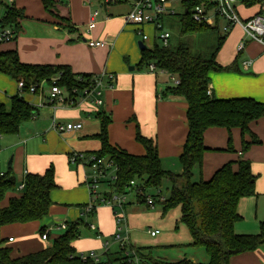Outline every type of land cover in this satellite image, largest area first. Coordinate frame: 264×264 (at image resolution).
Wrapping results in <instances>:
<instances>
[{
	"label": "crops",
	"instance_id": "obj_1",
	"mask_svg": "<svg viewBox=\"0 0 264 264\" xmlns=\"http://www.w3.org/2000/svg\"><path fill=\"white\" fill-rule=\"evenodd\" d=\"M54 1L56 2V15L68 18L73 26L72 30L59 25L60 20L56 16L52 17L48 14L40 0H13L14 7L23 11L22 19L34 18L39 21L38 27L35 34L28 37L19 38L16 35L13 41L4 43L6 45H2L3 48H0V51L15 50L19 60L23 63L67 65L76 74L95 75L105 72L112 74L113 77L102 88V104L99 107L89 108L86 105H80V109L84 112V118H82L79 111L63 109L60 106L62 104L46 100L44 91L38 94L18 90L17 81L8 74L0 72V102L5 107H9V99L13 95L22 96L37 107L36 115L26 121V124L23 122L25 125L22 123L18 133L14 134L19 137L18 141L22 137L21 146L17 144L15 137H9L11 135L0 136V154L7 153L6 156H8L11 153V166H7L11 168L12 173V169L20 171L23 164L21 172L23 178L26 173H43L52 164L56 187L50 192L52 205L48 215L59 211L62 219L68 222V220L76 221L80 218L81 208L89 198L84 182L85 168L82 166L83 169L79 172V165L72 164L74 166L72 169L68 157L71 152H93L99 149V141L91 137L99 131V120L94 116L97 110H102L111 117L107 127L110 144L119 146L131 154H143L144 152L132 145L130 141L131 137L135 138L136 129H138L141 135L155 141L162 167L170 170L169 167L173 166L174 173H180L181 167L177 157L181 153L187 134L185 116L187 104L181 96L171 94L165 97L161 96L165 88L171 86L165 73L160 70L150 72L147 66L140 67L141 50L138 47V41L141 40L137 29L141 28L150 37L148 41L151 44L156 42L153 40V29L150 25L137 26L125 20L124 16L131 9L130 0L103 7L104 12L101 17H99L98 11L95 27L92 30L82 31L78 24L87 23L90 13L100 6V0ZM171 1L176 11L177 6L181 3ZM123 4H127L126 7L119 9L118 6ZM241 8L242 11L240 8L236 9L243 19L254 15L258 10L257 6L245 8L241 5ZM22 19L19 20V24ZM243 35L244 32L240 25H235L227 33L224 43L216 55V60L223 66L231 65L234 60L236 63L233 69L209 73L211 96L217 99L251 97L264 102V43L247 40L238 54L237 45L243 39ZM89 39H103L108 42L102 46L89 47L86 43ZM144 45L148 47L145 42ZM245 61L249 62L247 66H244ZM130 65L133 66L132 70L129 69ZM53 117L57 122H80L82 126L77 133L65 135L64 137L68 136L69 140L63 141L58 137L61 134L54 133L52 130ZM126 118L128 137L125 140H120L114 129L110 128L111 123L117 119L124 121ZM26 129L28 131H25ZM249 129L260 142L251 145L243 154L240 153L241 133L238 128H232L230 132L233 151L226 150L229 133L225 128L209 127L205 129L203 143L208 150L203 155L201 169L194 171L197 177L207 180L224 163L242 157L250 162L252 173L256 175L257 179L254 164L258 163L264 167V118L251 122ZM29 131H31L30 134ZM245 139H249V137L245 135ZM2 172L5 171H0V173ZM84 190L86 191L85 195L83 194ZM256 194H258L257 190ZM9 196L13 195H6L1 202L2 206L7 204ZM243 200L244 198H241L237 205L242 220L244 219ZM103 206L108 209L104 210H107L113 227H108L105 218L100 214L98 222L96 220L94 225L101 233L102 238L85 237L87 244L84 249H95L98 253L102 251V240L110 238L115 230L111 210L107 205ZM242 220L235 223L234 230H238L237 233L245 234L251 232V229H247L243 225ZM27 225H29L27 230L36 228L38 225L37 232L41 226L38 221L6 225L1 228V237L6 238V244L9 245L15 241L13 232ZM9 237L13 238L12 241H8ZM49 238H51V233H49ZM50 242L43 241L45 246L42 247L49 246ZM74 247L77 250L75 242ZM38 249L40 247L29 248L16 256ZM12 257L14 256L12 255ZM229 264H264V244L254 250L231 257Z\"/></svg>",
	"mask_w": 264,
	"mask_h": 264
},
{
	"label": "trees",
	"instance_id": "obj_2",
	"mask_svg": "<svg viewBox=\"0 0 264 264\" xmlns=\"http://www.w3.org/2000/svg\"><path fill=\"white\" fill-rule=\"evenodd\" d=\"M45 11L52 12L54 0H40ZM127 0H107L101 7L122 3ZM213 0H187L181 2L182 11L178 13L181 35H192L209 30H217L218 24L210 26L196 23L190 18V8L193 5ZM245 8L258 7L254 15L264 14V0H241ZM3 7L4 23L19 28V20L24 17L23 11L0 0ZM237 10V9H236ZM176 13H169L167 16ZM253 16V15H252ZM60 24L68 30L73 26L66 17L56 15ZM251 17V16H250ZM248 17L244 18L247 19ZM227 34L217 38L216 46L210 55L193 53L189 44L180 40L174 45L168 43L162 46L154 43L151 47L142 49L139 61L140 67L153 64L156 69H162L178 77L177 85L167 86L162 97L169 94L181 96L186 104L187 134L182 150L177 157L181 167L180 173H174L162 167L157 154L155 141L144 137L136 129L135 140L139 142L144 153L131 154L119 146L110 144L107 127L111 117L102 110H97L94 116L99 120V131L92 138L100 143L98 150L85 152L97 157H106L116 166V180L113 186L122 190L128 181L136 179L144 183L146 188L160 189L164 180H169L171 188L162 205V213L178 207L179 220L183 222L191 237V245L204 249L207 262H191L187 264H229L230 258L258 248L264 244V221L259 222L258 232L255 234L237 233L234 225L241 220L237 205L241 198L256 194V175L252 173L250 162L242 157L228 161L214 171L207 180L198 178L190 181L194 169H201L204 153L208 150L203 143V132L209 127H223L229 133L227 151H233L232 128H238L241 133V150L243 154L251 145L260 140L249 129V124L264 118V102L251 97L228 99L213 98L207 93L209 73L211 71H225L233 69L236 60L231 65L223 66L216 60ZM241 51H238V54ZM0 72L8 74L16 81L24 82L23 92H39L40 84L51 77L58 76V85L71 89L82 83L89 82L92 74L73 73L67 65L29 64L19 60L15 50L0 51ZM34 86L32 90L31 87ZM46 86L43 84V87ZM81 87V86H79ZM9 107L0 102V136L18 133L23 122L29 121L36 115L37 107L22 96L10 97ZM245 135L249 139H245ZM24 187L18 195L9 196L7 204L1 205L8 192L16 187L14 175L8 167L0 173V231L3 226L10 224H24L32 221L41 222L49 214L52 201L50 192L56 187L54 168L50 164L43 173H26L23 179ZM161 190V189H160ZM82 223L68 221L66 229L53 237L50 245L36 251L12 257L11 246L0 234V264H93L89 260L79 259L75 253L74 242L78 239L77 226ZM87 227V223H84ZM41 225L38 233L44 231ZM139 253L144 249L136 248ZM150 252V251H148ZM149 262L151 257L143 255ZM156 263V262H154ZM171 264V263H163ZM176 264V263H172Z\"/></svg>",
	"mask_w": 264,
	"mask_h": 264
},
{
	"label": "built area",
	"instance_id": "obj_3",
	"mask_svg": "<svg viewBox=\"0 0 264 264\" xmlns=\"http://www.w3.org/2000/svg\"><path fill=\"white\" fill-rule=\"evenodd\" d=\"M7 4H12L13 0H2ZM107 0H102L106 2ZM187 0H174V3H181ZM236 0H213L212 4L208 1L191 6L190 18L196 23H204L210 26H214L216 23L218 27L220 25L221 31L226 34L235 25H240L245 33L247 40H255L264 43V14L253 15L247 19H241L236 8ZM171 0H130L131 9L124 16L128 23L133 25L142 26L150 25L152 29L157 33L155 39L158 38L159 45L167 46L170 37V33L167 30H163V19L169 13H175V9L172 6ZM0 7H2L0 5ZM3 9V8H2ZM3 13V12H2ZM0 14V44L8 43L14 40L17 29L12 25L4 23L3 14ZM98 9L93 10L90 13L89 19L86 23L88 30H92L96 25V16ZM137 33L140 35V40L144 43L149 40V36L143 32L141 28L137 29ZM108 41L106 40H92L86 41L89 47L102 46ZM246 42V41H245ZM245 42L241 40L237 45V51H241L245 45ZM249 62L245 61L244 66H247ZM147 69L150 72L160 70V72L167 74L172 85H177L179 79L176 75L166 72L162 69H156L153 64H148ZM112 74L101 72L92 75V79L85 84L82 83L81 87L74 86L71 89H67L65 86L58 85V76L51 77V83L48 86L49 90L45 96L46 100L59 104H66L67 106H80L86 105L89 108H97L102 104L101 93L102 88L106 85L107 81L112 79ZM44 83L40 84L38 94L44 91ZM108 84V83H107ZM17 88L23 91L24 82L22 79L17 80ZM34 89V86L31 87ZM211 90L208 86L207 93L210 94ZM33 93V92H30ZM80 122H57L54 117L51 121V127L58 133L64 131L78 130L81 128ZM68 161L73 165H82L85 168L84 182L88 189L89 198L87 203L81 208V215L93 214L96 206L99 204L107 205L111 210V215L115 223V230L112 236L108 239L102 240V251L98 253L95 249H88L78 251L76 254L79 259L83 261L89 260L93 264H150V262L143 256L144 252L139 253L136 248L128 244L129 230L126 220V207L128 204L127 196L133 194L136 199V203H144L146 207L154 208L156 203H162L165 197L160 189H155L153 195L147 194L148 188L144 187L143 182H139L136 179L128 181V184L122 190H116L113 186L116 180V166L106 157H97L92 153L85 152H71ZM99 182L106 183L107 190L97 191ZM24 187V182L19 183L17 189L21 190ZM67 222L62 220L58 222L56 227L58 229H66ZM89 230H94V236L101 239V233L96 229L93 223H88ZM51 228H44V231L40 234V238L45 242H50L49 233ZM157 229L148 228L147 234L151 237L156 236ZM12 237L8 238V241H12ZM117 245V250L111 251V245ZM129 248V249H128Z\"/></svg>",
	"mask_w": 264,
	"mask_h": 264
},
{
	"label": "rangeland",
	"instance_id": "obj_4",
	"mask_svg": "<svg viewBox=\"0 0 264 264\" xmlns=\"http://www.w3.org/2000/svg\"><path fill=\"white\" fill-rule=\"evenodd\" d=\"M240 1L241 0H236L235 8H240L242 11ZM126 5L127 4L119 5L118 8L119 9L125 8ZM2 8L3 7H0V14L2 13ZM96 9H98L100 13L99 17H101L103 15L104 8L101 6H97ZM181 11H182V7L179 4L175 12L176 14L165 16L163 19V25H164L163 30L164 31L167 30L170 33V37L168 39L169 44L174 45L180 40H182L189 44V47H190L189 49L191 50V52L200 53L202 55H207V56L210 55L216 46L217 38L219 36L224 35V33L221 31L220 25L217 30H209L205 32H199V33H195L192 35L183 36L180 34L179 16H178V13H180ZM48 14H50L52 17L56 16V3H54V6L52 7V12ZM240 18L243 19L241 16ZM38 23L39 21L34 18L22 19L20 21V29H17V32H16L17 37L19 38L26 37V36L28 37L30 35L35 34V31L37 30V27H38ZM78 26L81 31L85 29L87 30L86 23L85 24L80 23L78 24ZM21 31L23 32V35ZM87 33L90 34V32H87ZM158 34H159L158 31L156 33L153 30V40L157 44L160 43L158 38L155 39V36H158ZM151 35H152V32H151ZM241 40H243L244 42L247 41V37L245 33L243 35V39ZM6 44L1 43L0 48H3L2 45H6ZM145 44L148 47H151V45H153V43L151 44L149 41H145ZM51 81H52L51 79L44 81V84L46 85L44 86V93H43L44 95L47 94L49 90L48 86L50 85ZM170 84L172 85V83ZM60 106L63 109L77 110L80 112L79 114L82 116V118H84L83 116L84 112L82 109H80V106L68 107L66 104L60 105ZM42 107L43 106L41 105V108ZM126 121H127V118L124 121L117 119V120H114L113 123H111L112 126L110 128L114 129L115 134L118 136V139L120 140H125L126 137H128L127 132H126V129H127L126 126L128 124ZM62 122H66V121H62ZM24 123L26 124L27 122H24ZM24 123L23 125H25ZM79 130L80 129L64 131L63 133H59L61 135H58V134L57 135L58 137L61 138V140L65 141L66 139L69 140L67 138L68 136H66V138L64 137L65 135H67L68 133H69L68 135H72L74 133H77ZM25 131H28V130L26 129ZM53 131L54 133H57L55 132V130ZM30 133L31 131H29V134ZM9 137H15L17 144L22 143V141H20L22 137L19 139V141H18L19 137L17 135H11ZM130 141L132 145H135L136 147H138V149L141 152H144L142 145L139 142H137L135 138L131 137ZM6 154L7 153H4L3 155L0 154V156L2 155V158H3L2 159L0 157V171H6L8 168L7 163H8L9 158L11 157V153H9L10 155L8 156H6ZM70 165L72 169H74V166L72 164ZM22 166L23 164L21 165L20 171H15L14 169H12L16 187L12 191L8 192L7 196L8 195H18L21 192V190H18L17 187L19 183H21V181H23L24 179L21 173ZM177 167H178V164H177ZM254 167H255V170H254L255 173H257L256 190L258 194L246 196L244 197V200H243L244 210L242 211V213L244 215V219L242 220V217H241V220L243 221V225L247 229L252 230L251 232H247L246 234L257 233L258 227H259V220H264V167L259 165L258 163H255ZM169 168L171 171L175 172L174 171L175 168L173 166ZM81 169H83V167L82 165H79L78 171L80 172ZM195 170L196 169L193 170V175L190 178L191 182L198 180L196 172L194 173ZM171 186L172 185L169 182V180H164V182L162 183V186L160 187L164 197L168 196ZM107 188L108 187L106 183L99 182V185L97 186V191H104V190H107ZM154 192H155L154 188H148L146 190L147 194L153 195ZM85 193L86 191L84 190L83 194L85 195ZM127 198H128V201H127L128 204L126 207L125 214H126V220H127L128 230H129L128 244L132 245L134 248L144 249L143 252L145 255L149 253L151 257L150 264H163V263L187 264L184 262V260L196 262V263L197 262H207L208 257L204 249L200 246H193L190 244L191 237L188 233L186 225L179 220L180 210L178 207L173 208L163 214L161 203H156L154 208H149V207H146V205L143 202L136 203V199L133 196V194H129ZM103 205L105 204L97 205L95 209L96 212H94L93 214H87V215L84 214L80 216L82 223H79L77 226L79 236H78L77 241H75V246L78 251L86 250L84 249L87 244L85 237L94 236V230L87 229L86 226H84V223L95 224L96 220L98 222V216L102 214L103 217L105 218L106 225L111 228L113 227L111 218L107 212L108 209L107 207H104ZM104 209H107V210H104ZM62 218L63 217L59 211L58 213L52 212L50 215H48L46 218H44L40 222V225L45 226V228L47 227L51 228L50 240L53 237H56L63 232L62 229H58L56 227L58 222L63 220ZM67 219H70V218L67 217ZM28 227L29 225L23 226L19 229H16L15 232H13L15 241L9 244L11 246V255L16 256L18 253L24 250H28L29 248L30 249L39 248V247L41 248L42 246H45V243H43V240L40 238V234L37 232L38 225H36V228H31L27 230ZM148 228L157 229L158 230L157 235L155 237L149 236L147 234ZM237 231L238 230H236V232ZM117 248H118L117 245L115 244L111 245V251H115L117 250Z\"/></svg>",
	"mask_w": 264,
	"mask_h": 264
},
{
	"label": "water",
	"instance_id": "obj_5",
	"mask_svg": "<svg viewBox=\"0 0 264 264\" xmlns=\"http://www.w3.org/2000/svg\"><path fill=\"white\" fill-rule=\"evenodd\" d=\"M138 47L140 48V50L144 49L146 46L144 45V43L142 41H138ZM130 70L133 69V66H130L129 67ZM8 166H11V158L9 159L8 163H7Z\"/></svg>",
	"mask_w": 264,
	"mask_h": 264
}]
</instances>
